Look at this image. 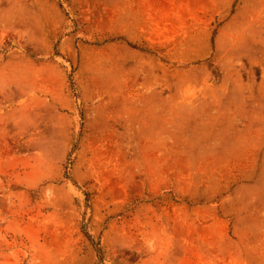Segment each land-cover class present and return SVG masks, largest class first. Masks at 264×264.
Segmentation results:
<instances>
[{
	"label": "rangeland",
	"instance_id": "obj_1",
	"mask_svg": "<svg viewBox=\"0 0 264 264\" xmlns=\"http://www.w3.org/2000/svg\"><path fill=\"white\" fill-rule=\"evenodd\" d=\"M0 264H264V0H0Z\"/></svg>",
	"mask_w": 264,
	"mask_h": 264
}]
</instances>
